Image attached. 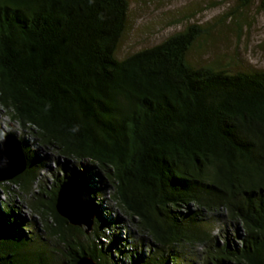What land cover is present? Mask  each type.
Listing matches in <instances>:
<instances>
[{"label":"trees","instance_id":"trees-1","mask_svg":"<svg viewBox=\"0 0 264 264\" xmlns=\"http://www.w3.org/2000/svg\"><path fill=\"white\" fill-rule=\"evenodd\" d=\"M128 12V0H0V103L34 136L22 139L27 169L11 181L41 215L37 227L14 194L3 202L0 264H119L107 249L116 236L106 233L107 206L96 205L87 232L58 212L64 182L33 191L46 166L33 155L40 147L88 162L74 180L112 186L115 205L154 244L147 257L131 251L129 264H191L200 246L203 264H264V69L192 64L189 51L211 34L198 23L119 58ZM220 209L242 223L241 245L219 244L200 216Z\"/></svg>","mask_w":264,"mask_h":264},{"label":"rangeland","instance_id":"rangeland-1","mask_svg":"<svg viewBox=\"0 0 264 264\" xmlns=\"http://www.w3.org/2000/svg\"><path fill=\"white\" fill-rule=\"evenodd\" d=\"M128 1L127 28L117 50L119 58L157 44L171 34L184 29L190 23H198L210 27L211 34L205 39L197 41L189 51L188 60L192 64L209 65L220 62L232 71L264 69V0H254L249 8H242L236 0ZM235 20H239L243 24L241 34L236 30ZM8 131L16 133L15 136L21 141L22 139L34 140V136L28 135V132L20 124L12 121L8 110L0 103V134ZM35 154L41 163H46V166L42 167L40 175L34 182L33 191L40 189L41 184L51 190L59 181L67 182L65 190L68 196H66L68 209L77 218L89 220L93 217L94 224L97 217L96 205L101 203L103 206H107L105 216L107 220L111 221L110 228L113 229L107 228L106 233L111 234L117 231L116 236L119 238L113 236L112 241L115 240V245L108 246L107 249L111 250L110 253L114 258L119 259V264H123V262L129 264L131 256H128L131 251L146 257L153 251L150 245L154 244L149 239H145L143 242V234L140 229L132 223L120 207L115 205L112 198V186L108 182L105 193H103L98 175L91 177L89 183L82 182L83 180H74L72 173L80 172L84 166L90 165L88 162L84 161L80 164L79 161L66 159L53 149L44 147H40L37 153L33 152V155ZM93 170L97 172L96 169ZM90 172H92L91 169ZM5 185H9L10 189ZM76 186L87 188L85 191H81ZM91 187L98 188L102 192L92 196ZM83 193L82 201L84 202L77 200V197L80 198ZM12 194L15 195L13 203L17 212L21 213L19 216L25 218L27 222H34L37 227L40 226L41 215L31 206L32 201L29 198L31 193L29 195L23 193L12 181L0 184L1 199L7 198L12 201ZM72 206L74 208H71ZM194 206L191 205V209L188 210H196L197 206ZM88 207L91 210H88ZM200 216L203 217L202 219L210 221L208 229L217 237L219 244L223 245L227 242L226 240H229L231 243L241 245L240 240L245 232L243 225L239 221L231 220L225 209L200 212ZM50 219L52 220V218ZM82 228L87 227L82 225ZM42 233L47 236L45 232ZM106 243L110 244V241L108 240ZM40 244L41 242H39ZM120 248L123 249V253L119 252ZM205 248V246L198 247L201 253L199 252L191 264H203ZM193 255L195 256L194 253ZM169 264L175 263L169 261Z\"/></svg>","mask_w":264,"mask_h":264},{"label":"water","instance_id":"water-1","mask_svg":"<svg viewBox=\"0 0 264 264\" xmlns=\"http://www.w3.org/2000/svg\"><path fill=\"white\" fill-rule=\"evenodd\" d=\"M27 169V159L23 142L15 135L7 134L0 139V183L11 181ZM68 183L62 184L58 198V212L66 217L73 225H85L86 231L90 232L94 224L91 219L77 218L70 212L67 206L68 196L65 187ZM67 196V197H66ZM67 201V202H66ZM72 208V207H71ZM78 264H98L93 258L82 256Z\"/></svg>","mask_w":264,"mask_h":264},{"label":"bare ground","instance_id":"bare-ground-1","mask_svg":"<svg viewBox=\"0 0 264 264\" xmlns=\"http://www.w3.org/2000/svg\"><path fill=\"white\" fill-rule=\"evenodd\" d=\"M100 183L102 184V186H103V193H105V186L103 185V183H102V181L100 180ZM77 188H79L81 191H85L86 190V188H84V186H76ZM82 196H84V193H83V195H81V197ZM3 202H8V203H10L11 204V201L9 200V199H7V198H5V199H1V201H0V205H2L3 206ZM14 202V201H13ZM72 208H74V206H72ZM110 209H112V207H110ZM20 215H21V213H20ZM117 232V231H116ZM118 233V232H117Z\"/></svg>","mask_w":264,"mask_h":264},{"label":"clouds","instance_id":"clouds-1","mask_svg":"<svg viewBox=\"0 0 264 264\" xmlns=\"http://www.w3.org/2000/svg\"><path fill=\"white\" fill-rule=\"evenodd\" d=\"M15 135V134H14ZM27 140V142H29L30 143V141H32V140H28V139H26ZM96 190H98V188H95ZM91 190H92V187H91ZM93 192V191H92ZM92 194V193H91ZM95 195H97V194H95ZM80 196V195H79ZM82 200H83V198H84V196H82V197H80ZM81 200V201H82ZM80 201V200H79ZM102 207V206H101ZM91 210V209H90ZM110 221V220H109ZM111 222V221H110ZM110 224H112V223H110ZM112 225H110V227H111ZM110 229H113V228H110ZM116 232V231H115ZM115 234H117V232L115 233Z\"/></svg>","mask_w":264,"mask_h":264},{"label":"built area","instance_id":"built-area-1","mask_svg":"<svg viewBox=\"0 0 264 264\" xmlns=\"http://www.w3.org/2000/svg\"><path fill=\"white\" fill-rule=\"evenodd\" d=\"M0 201H1V197H0Z\"/></svg>","mask_w":264,"mask_h":264}]
</instances>
